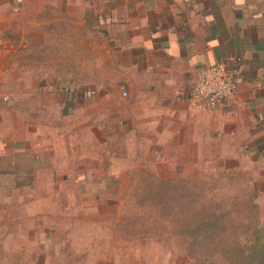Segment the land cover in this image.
Segmentation results:
<instances>
[{"label":"rangeland","instance_id":"obj_1","mask_svg":"<svg viewBox=\"0 0 264 264\" xmlns=\"http://www.w3.org/2000/svg\"><path fill=\"white\" fill-rule=\"evenodd\" d=\"M3 1L0 264H213L175 251L171 216L213 197L236 254L264 249L243 150L139 109L117 49H52L69 43L35 28L52 0ZM225 254L218 264L237 260Z\"/></svg>","mask_w":264,"mask_h":264},{"label":"crops","instance_id":"obj_2","mask_svg":"<svg viewBox=\"0 0 264 264\" xmlns=\"http://www.w3.org/2000/svg\"><path fill=\"white\" fill-rule=\"evenodd\" d=\"M52 2L53 17L37 14L35 26L44 36L52 30L53 37L69 39L52 49H117L129 78L124 92L133 98L140 91L139 109L154 120L163 116L183 134L210 129L217 140L227 135L251 166L250 190L264 197V0ZM6 7L12 4L0 0V23L12 19L3 14ZM219 61L240 67L244 76L240 103L229 110L191 98L198 68Z\"/></svg>","mask_w":264,"mask_h":264},{"label":"trees","instance_id":"obj_3","mask_svg":"<svg viewBox=\"0 0 264 264\" xmlns=\"http://www.w3.org/2000/svg\"><path fill=\"white\" fill-rule=\"evenodd\" d=\"M254 193L253 191H250ZM189 202L196 207H189L182 212H173L172 217L177 219V226L173 232V238H176L175 251L180 255L190 257L201 262H211L218 264V259L229 253L237 258L236 261L230 259L229 264H264V249L252 260H248L245 255L236 254L240 250V243L234 242L224 231L220 230L218 224L220 223L216 207V199L209 198L206 200ZM200 204H199V203ZM224 219H229L231 215L225 212ZM224 251V252H222ZM228 264V261H227Z\"/></svg>","mask_w":264,"mask_h":264},{"label":"built area","instance_id":"obj_4","mask_svg":"<svg viewBox=\"0 0 264 264\" xmlns=\"http://www.w3.org/2000/svg\"><path fill=\"white\" fill-rule=\"evenodd\" d=\"M243 80L241 68L225 61L200 66L191 90V98L206 108L233 109L240 103L239 87Z\"/></svg>","mask_w":264,"mask_h":264}]
</instances>
